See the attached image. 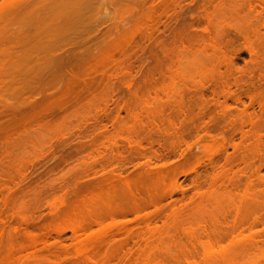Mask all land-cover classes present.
I'll return each instance as SVG.
<instances>
[{
  "label": "rangeland",
  "instance_id": "1",
  "mask_svg": "<svg viewBox=\"0 0 264 264\" xmlns=\"http://www.w3.org/2000/svg\"><path fill=\"white\" fill-rule=\"evenodd\" d=\"M34 2H35V0H0V18L4 19L3 17H5V16H3V15H6L5 13L8 14L12 10H13V12H15L14 10H21V7H23L25 4L34 3ZM257 2H256V0H178V5L176 4V6H178V7H176V8L173 7L175 9L174 10L175 12H173V9L170 8L172 10V11L170 10V12H169L171 15L170 16L168 15V17H172L173 19L172 18H169V19L164 18L166 20H164V19L162 20V18H161V20L165 21L164 25H165V27L167 26L166 29L168 28L167 32L169 35H170V33H172L170 30L171 27L172 28L176 27L175 26L176 24H174V23H177V21L174 20L175 19L174 16H176L175 13H178L177 16L179 17L178 19H179V22L181 25L182 24H188L189 25V26L186 25L185 30H188V28L190 30L187 31L188 33L185 31V35L187 34L186 36L188 37V39H187V37H186V39L188 41L190 40L189 42H192L191 45H193L194 47L192 46L191 51L188 50L189 52L184 51L188 55H184V54L181 55L179 53L181 55L180 57L182 58L181 63H182V61L186 60L185 62L182 63L183 65L179 62V60H177L179 65L176 63L175 58L179 57V56H173V55H178L175 53L172 54V56H171V54H169L168 56H171L170 58H168V59H170V61L168 63L165 62L166 60H164L162 58V55L160 54L161 52L157 49L158 50L157 52H160L159 54L157 53L158 56H160L159 60L163 59L164 64L165 63L169 64V65L165 64V66L169 67L170 65H172V63H171L172 60H174L173 62H175V63H173L171 68L168 69L167 71L165 70V66H164L163 62H162V66L157 63L161 67L160 69L162 71H160L159 67H156V66H158L156 63H155L156 65H154L153 62H150L151 65H154V66L149 65L150 64L149 63L148 67H153L154 70L152 69V73L155 75L152 74L153 78H151L152 76H150L148 78L149 80H145V75H144L143 81L145 82V84H146L145 85L144 82H142V80H141L143 78L140 74H142V75H143V73L145 74L146 70H145V72H143V70L147 69L148 67L143 68L144 67L143 65H146L147 63L144 64L145 62L143 61L144 63H142V61H140V60H144L145 56L143 57V55H146L147 52H145L143 55H140V53L138 52L139 55L138 54L137 55L142 56V57H139V59L138 58H135V59H137V62L138 61L141 62V64L139 62V65H142V64L143 65H142V68H141V66L136 65L138 63H136V60H134V57H132L129 60V62H131V65L132 66L134 65L133 68H131V70L132 69L133 70L132 71L130 70L131 75H129V77H131V76L134 77V80L132 77L129 78L128 76H126V79L129 78L128 80L132 81L133 85H131L130 88L125 87V84L123 87V83H122L123 80H121L122 78H120L122 75H120L121 73L119 74L120 70H116L114 67L113 68L109 67L110 71L113 69L115 71H111V74H110V72L105 69L107 71V73H106V75H103L105 72L102 73L101 67H98L97 70L94 71L95 74L93 71L89 72L90 75L88 74L89 77L87 76L86 80L89 78L88 79L89 81H87V82L90 83V86L87 87L88 90L84 89L85 93L82 92L81 89H80L81 91H78V90L73 91L74 93L75 92L77 93L76 95H74V97L77 96L78 97L77 99L80 101V103H79V101L75 100L76 97H75V99H74V97L72 98L74 100V102L77 104V106L79 105L78 107H75L76 104L73 103V101L71 99V97H72V94H71V97H68L69 100L66 101V105L68 103L70 104L71 101L73 104L72 103L70 105L68 104L69 108H68V105L66 106L68 111H67V114L65 113L66 111H64V113H65L64 117H63L61 111L67 110V109H65L63 106V109H61V111L58 112L59 107H57L58 109L55 108L56 109V116L55 117H57V115H59L60 118L63 117L61 120L59 119L57 122L55 121L57 123V124H55V126L51 125V127H49L50 124L49 125L46 124V121L44 119L37 118L38 120H44L45 122L43 121V123L41 124L42 121L40 122V121H36V119H34L35 120V121L33 120L34 123H33V121H31V123H32L31 126L33 124H34V126H36L37 125L36 123H38V125L40 123L41 126L43 125V127H44L46 124L48 126H45V128H47V129H45V131H42L44 129H42L41 126H39L38 128L35 127L34 129H32V127H34V126H32V127L29 126L30 125L29 124L30 122H29L28 123L29 128L27 126L26 128H23V130L21 129V131L17 130V132H16V130H13V132H15L17 138L15 135H12V132H11V134L9 132L8 136L6 135L7 138H5V139L8 142L7 147L5 146L7 144V142L2 140L4 137H2V139H0L1 141L4 142V143H0V145H1L0 147H2V148H0V264H43V263L44 264H49V263L50 264L51 263H53V264H85L86 260L87 261L91 260V263H92V261H95V263H96V261H100L103 264L104 260H106V259L103 260L101 258H104V257L107 258V261L104 264H106V263H109V264H130V263L131 264H142L139 262L143 261V263H144V262H147V260L148 261L150 260L151 263H153V264H158V262H159V264H161V263H163V264H165V263L166 264H264V232H262V230H263L262 228H264L263 227L264 222L262 219L263 217L262 218L260 217V212L257 214H259V217L261 218L262 222H261V220L260 221H254L255 219H253V218L255 216L252 217L253 214H250L251 216L249 215L250 217H247L245 229L243 228L244 230H241L242 232L240 230L237 231L235 229L234 234L232 235L233 230L231 229L234 226V225H232V223L235 224L239 220L238 219L239 216L236 215L238 220L235 217V213H237L236 212L237 209H235V207H237V208L239 207V209H241V211H242V210H244V208L246 209L245 204L247 207H249V204L254 206L255 203L253 202V199H255V198L259 199L256 197V192L254 190H252L253 192H255V195L252 196L253 199H250L251 196L249 194L246 195L247 192H249L248 191L249 188L251 186H253L251 184L255 183L253 187L257 191L260 190V187H262L264 189V181L261 182L262 181L261 178L264 176V167L262 166V168L260 170L261 171L260 172L261 177L258 176L259 179L256 178V176L254 178V173L251 172L252 170H254L253 168L256 167L257 164H259L257 162H258V160L260 161V159L258 158L257 155H259V157L261 156V154L264 155L263 154L264 150L261 149V147L264 146V143L261 144L262 142H264V137H263L264 136V128L262 129V127H264V125H263L264 124L263 123L264 122V113H263L264 112V97L257 98V100H254L255 102L252 101L254 103L251 102L252 103L251 104L249 99L244 97V95H242L241 102H243V105L241 103H238V102L235 103V101L232 100V98L227 99L226 97H224L227 99L225 103H228V105H229L228 110L230 109V107L232 109V110L230 109L231 110L230 114L234 115V116L232 115V117H231V115L229 116L226 114V112H227L226 111L224 113V116L227 115L232 120H236L235 121L236 123L238 122V120H242L241 116L242 117L247 116L246 118H243V120H245V119L249 120V118H253V121H254L253 116L256 115L255 120L257 119L256 121L258 123H260L263 119V121H262L263 126L261 125L262 127H260L261 133L259 132L260 133L259 136H262L263 138L259 137L260 138L259 144L261 145V146L257 145V146H259V148L258 147L255 148L256 146L254 144L255 138H257L256 136H254L256 133H254L253 137H252L253 133L252 134L250 133L254 130L255 127L254 128L251 127V129H253V130L250 131L249 125H246V127L244 126L242 129L243 130L242 131L243 133L241 132L242 134H240L237 131L233 135V137H234L233 140L235 141V143H238V145L243 143V145H240L241 148L239 146L238 147L239 149L235 150L237 148L234 147L233 148L234 150H233L232 147L229 146V147H227V150H225V151L222 150L221 151L222 153L221 152H219L218 154L216 153L213 156L214 159L213 158L211 159L210 156L212 154L211 155L209 154V152H210L209 150H212V148H213L212 147L213 145H211V139H209V137H207L208 135H206L205 137H203L204 139L202 138V140H201L199 137L204 136L205 132L203 133V131H204L203 128L201 130L197 129L198 126L200 127L203 123L204 124L202 126H204L208 121H212V119L215 121L216 119L219 118L218 119L219 122H223L226 120L228 121V117L225 116L226 117V119H225L223 116V113L220 111L221 112V115H220V112H219V110H221L220 108L223 107V106L221 107L220 105L221 104L225 105V104H223V102H224L223 100H225V99H223L222 96H220L219 98L217 96H215L217 91H218V93H221L220 89L225 90V93L228 92V90H230L231 93H234L235 95L231 94V96H229V97L235 98L236 96H238L239 93H242L241 92L242 90H245V86H248L250 83H252L254 86L252 84H250V85H252L254 88L250 86L249 89L250 88L251 89H257L260 91V93H262V91H263V95L260 93L259 94L264 96V76H262V75H264L263 71H261L263 73H261V72L259 73V74H261V78L263 77L262 79H258V78H260V76L258 75L257 71H255V70H254L255 72H252L253 75L251 76L252 78H254L253 80H250L248 75L247 76L242 75L244 78H247L248 81L245 82L247 79L245 80L244 78L243 79L241 78L242 79L241 80L239 78L240 79L239 81H241L242 83L245 82L244 83L245 86H244V84H242V86H241L240 82H239V87L241 86L240 88H244L240 91H239L240 88L238 89V87H235L234 85H231V86L229 85V87H228L229 89H228L225 85L230 84V82H228V84H225L226 82L224 83V80L223 81L220 79L218 80L217 75H219L220 72H225L227 69L226 66L224 67V64L217 65V64H215L217 62H214V64L212 63L213 65H208V66L206 65L207 68L204 67V68H206L205 70H208V69L211 70L208 67H212V66L216 65V67L214 66L216 70H212L215 72L213 74V76L211 75L213 72L210 74L207 71H204L205 74L207 72L208 75H210V77L206 76L207 74L203 75L204 74L203 71H202L203 73L202 72L200 73L197 71V70L200 71V69H202V70L204 69V68L198 69V66H197V63L199 62V60H198L199 58L197 57V55H199L201 53L198 50H201L203 47L206 46V44H202V43H207V41L209 42V40L211 41L212 39H214L212 37H216V34H217L218 38L216 37L217 39L215 38V41L218 40L217 44L220 45L223 53H228V55H229V53H230V55H233L234 53H236L237 56L234 59L236 62L234 64H236V65H234V66H237V68L239 67L242 69L245 66V68L247 70V68L250 66V62H251V61L250 62H247V61H249V59H250L249 57H251V56L248 57L246 50H244L246 48H244V47H247L246 44L248 42L244 40V38L242 37V35L240 34V32L237 30L236 27L239 26L238 25L239 23H240V27H241V24H243L245 26L246 20H247V22H250L251 24L257 25L256 20H258V18L255 16V13H253V11L251 13L250 12L251 10L249 9L251 7H254L255 9L258 10L259 7L256 5ZM233 3H236V5L234 7H236L237 10L234 13H232V12L230 13V9L233 8ZM248 5H252V6L249 7ZM256 6L258 8H256ZM111 7H113V9L115 8L114 6H110L109 11H107V13L109 12L108 14H110V11L115 12L113 9L110 10ZM233 10H235V8ZM6 11H8V12H6ZM236 12H237V14H236ZM229 13L231 15H237V16H234L236 18H231L233 16H230ZM263 13H264V11H263ZM263 13L261 14L260 18L264 17ZM243 14H245V15H243ZM114 15H115V13H113V16L111 13L110 17L113 18ZM99 16L100 17L102 16L101 18L104 17L103 14L102 15L100 14ZM207 16H208V18H207ZM6 17H8V15H6ZM219 17L223 18L222 19L223 23L220 22L221 18H219ZM246 17L247 18L251 17V18L247 19ZM225 18L227 19V21H224ZM254 18H256V19H254ZM229 19H238L240 22L234 21V20L229 21ZM1 21L2 20H0V22ZM174 21H176V22H174ZM192 21H194V22H192ZM231 21H232V24H234L233 22H236V24H237V25L235 24L236 27H231V25H232ZM227 23H230L231 25H227ZM215 24H217V25H215ZM161 25L162 24L159 25V29H160L159 32H162V29H163V27ZM94 26L92 28L93 30L95 28ZM183 26H185V25H183ZM214 26H216V28ZM255 26L253 25L252 27H255ZM103 27H104V30L102 29ZM103 27L100 28V32L97 33V36L95 34L96 32H90V34L93 33L95 35L94 37L92 35L90 36L93 38V39H91L92 41L96 40L98 37H100V36H98L99 34L101 35V37L103 36V31H105L106 26L104 25ZM245 27L247 28V26H245ZM213 28L214 29L220 28L219 29L220 33L218 34L219 31L216 32V30H214ZM92 29H91V31H92ZM248 30H249V32L248 31L247 32H248L249 37L252 39V41H253V39L255 40V37H253V34H254L252 32L253 30L251 28H248ZM261 34H264V28L260 29V35ZM155 36H156V34H155ZM161 39H163V38H161ZM170 39H171V36H169V38L166 40V43H171ZM251 39H250V42H252ZM169 40H170V42H167ZM253 42H255V41H253ZM171 44H169V45H171ZM184 44H185L186 48L189 49L187 47L188 42H185ZM254 44H256V43H254ZM201 45H202V47H200ZM261 45L262 46H257V44H256V47H258V48L260 47L259 50H257V52H259L257 54L258 58H259V56L261 57V55H264V41ZM194 48L198 49L197 51L199 52V54H198V52H195ZM208 51H210V50H208ZM190 53H191V55H190ZM186 56H187V58H186ZM257 56H255L256 59H257ZM183 57H185V60ZM199 57L202 58L203 55L199 56ZM263 57H261V58H263ZM181 58H179V59H181ZM193 58H195V59H193ZM196 58H198V59H196ZM132 59L135 62L131 61ZM195 60H196V62L195 63L193 62L195 64L194 65L192 63V61H195ZM197 60H198V62H197ZM202 60H204V59L202 58ZM251 60H252V58H251ZM243 61H245V62H243ZM124 62L125 63H123V67L125 65L128 66V61L126 59ZM246 62H247V64L249 63V65H247ZM260 62L263 63L264 61H261V59H260ZM260 62H259V64H261V66H264ZM199 64L200 65L203 64V63H201V60H200ZM200 65H199V67H200ZM178 66H180V67H178ZM138 67H140V68H138ZM201 67H202V65H201ZM125 68H126V70H128V67H125ZM249 68H252V67H249ZM249 68H248V70H249ZM139 69H142V70H139ZM156 69H159V70H156ZM217 69L219 70V73L217 72ZM258 70H261V69L259 68ZM157 71L159 72L160 75H158ZM195 72H197V73H195ZM108 73H109V75H112L111 78L110 77L107 78ZM115 73H116L118 79H116V75H115V79H114L113 74H115ZM199 73H200V75L202 74L201 76H205V77L203 78L201 76H198ZM96 74H98V75H96ZM118 74L120 76H118ZM138 74H139V77H138ZM215 74H217V75H215ZM246 74H248V73H245L244 75H246ZM157 76H159L160 78ZM211 76L213 78H211ZM98 77H100L102 79H100ZM97 78L100 80H98ZM108 79L110 80V82ZM243 80H244V82H243ZM219 81H221V83ZM230 81H232V80H230ZM95 82L97 84L100 82L101 86L104 83L105 87L104 86L101 87L100 85L98 86L96 84L98 87L103 88V89H99L96 85H94V86H96L95 88L94 87L90 88L93 85L91 83L95 84ZM139 82H141V84ZM163 82H165V84ZM248 82H249V84H248ZM231 83L233 84L234 82L232 81ZM106 84L108 86H106ZM198 84H200V86ZM236 84H238V83H236ZM138 85H140V86H138ZM142 85H143V87H142ZM147 85H149V88L147 87ZM215 85H217V86H215ZM257 86L260 88H258ZM137 88H138V92L136 91ZM246 88H248V87H246ZM215 89H218V90H215ZM213 90L216 91L215 94H213L214 93ZM235 91H236V93H235ZM79 92H81V93H79ZM27 94L28 93H26V97H27ZM81 94L84 96H82ZM28 95H30V94H28ZM224 95H226V94H224ZM79 96H80V99L83 98V100H80ZM214 99H216V100L218 99L220 102L217 100V104H215L214 101H216V100H214ZM199 100H201V101H199ZM135 101H136V103H135ZM140 102H142L141 104L143 106L140 105ZM198 102H199V104H198ZM202 102L203 103L205 102V103L201 104ZM258 102H259V104H258ZM121 103H123V104H121ZM126 103L128 105H130V103H131V105H135V107L139 106L138 108H135V109H139V110L141 109L140 111L136 110L137 116L139 115L136 120H134L131 117V115H130L131 113L130 114L125 113L124 110L120 111L118 109L120 111L119 112L116 109V106H118L120 104L121 105H124V104L127 105ZM96 105H97V107H96ZM105 105L107 108L105 107ZM217 105H219V106H217ZM72 106L74 107L73 109H72ZM198 106H200V108L201 107L205 108L204 109L205 111L203 110L204 113H203V111L200 112V108H198ZM100 107L102 109H99ZM96 108L99 109L100 111L97 110ZM69 110H71V111H69ZM95 110H96V112H95ZM115 110H116V112H115ZM155 110L158 112L154 113ZM70 112H73V113H70ZM150 112H152L153 114ZM197 112H199V113H197ZM251 112H252V114H251ZM200 113H202L204 115H202ZM65 115L68 118H66ZM70 115L72 116V117H70V118H72V120H69ZM152 115L154 117H152ZM199 115H201L203 117H201V116L199 117ZM209 115L210 116L214 115V116L210 117ZM215 115L217 116V118ZM250 115H251V117H250ZM207 117H209L210 119L208 120ZM220 117L224 118L225 120L221 119ZM196 118H198V119H196ZM233 118H235V119H233ZM237 118H239V119H237ZM63 119L68 120L67 123H68L69 127L66 125L67 123H65V125L63 127V128H65L67 126L65 128L66 130L62 129V126L64 124V123L62 124ZM199 119L201 121L204 120L203 123L200 122L201 125H199L200 124L199 122L197 123V120H199ZM48 120L50 121L51 119L49 118ZM218 120H216V121H218ZM60 121H61V123H60ZM168 121H173V122H175V124H176V122L178 124L179 123L180 124L179 125L176 124V126H173V127H170V126L167 127L166 125L168 123L166 124V122H168ZM73 122H75V123L78 122L79 124L77 123L78 125L71 126L72 124H74ZM81 122L83 124H81ZM110 122H112V123H110ZM190 122H191V124H190ZM59 123L62 124V126L58 125ZM124 123L126 126H127L126 123H128L129 126L131 124V126H132L131 130L132 129L134 130V134L132 133L133 130L132 131L130 130V131L133 135L130 132H128V130L130 129L129 126H127V127H129V129L126 130L127 127L123 126ZM181 123H183V125H181ZM241 123H243V121H241ZM98 124H99V126H98ZM192 124L195 126H193ZM56 125L58 127L60 126L61 129L56 127ZM120 125H122V127ZM53 126L56 127L57 130ZM181 126H182V128H181ZM52 127H53V129H52ZM123 127L125 128L124 131H123ZM186 127H188V128H186ZM67 128H71V129L68 130ZM72 128H77L78 132ZM260 128H258V130L257 129L256 130L259 131ZM24 129H25V133L22 132V131H24ZM48 129H49V131H48ZM118 129L120 131L122 130L125 133L122 132L123 133L122 134ZM196 129H197V132L195 131ZM26 130H28V131H26ZM39 130H41V131H39ZM116 130H118L119 132H117ZM31 131H32V134H31ZM34 131L35 132L38 131V132H36L37 134L39 133L38 135L36 134L37 137H36V135H33V134H35ZM206 131L209 132V130H206ZM40 132L42 133V135H44V137H46V138L50 137L52 139V141H50L51 143L48 142L49 138L48 139L45 138V140H43V141L40 140L41 138L38 137L39 135H41ZM45 132H47L48 136L44 134ZM61 132H62V134H61ZM126 132H128V133H126ZM200 132H202V133H200ZM246 132H247V134H246ZM254 132H255V130H254ZM84 133H87L86 136ZM120 133L122 134V136H119ZM209 133L211 135L216 134L217 136L219 134L217 132H209ZM229 133L230 132L228 131V134ZM20 134H22V135H20ZM117 134L121 139L119 138V140H115V138L116 139L118 138ZM128 134H129V136H128ZM244 134H245V137H244ZM10 135H12V137H9ZM19 135L22 136L23 138H21ZM24 135H25L26 140L24 139ZM61 135L63 136V138ZM229 135L232 136V133H230ZM14 136L16 139L21 140V141L16 140V142L18 144L20 142V145H17V143L11 144L13 142L12 138H14ZM26 136H29V137H26ZM68 136H71V137H69L71 139H69ZM94 136H97V139H99V142H98V144L96 142V144L91 145V143H92L91 139L96 140V137H94ZM44 137H42V138H44ZM122 137L124 139H122ZM126 137H129V138L127 139ZM130 137L132 138L131 141H133V144L130 141H128V142H130V144L128 142H126L127 140L131 139ZM36 138L37 139L40 138L39 141ZM73 138H75V139H73ZM246 138H247V141H246ZM252 139H254V140H252ZM244 140H245V142H244ZM9 141H11V142H9ZM24 141H26V142H24ZM66 141H68V142L65 143ZM80 141H83V142L80 143ZM96 141H98V140H96ZM240 141H241V143L239 144ZM5 142H6V144H5ZM23 142L24 143L28 142V143L26 145H24ZM42 142H44L45 144H43ZM60 142L62 143V145L60 144ZM13 143H15V142H13ZM99 143L100 144L102 143V145H100ZM135 143H137V144H135ZM250 143H252V145H250ZM66 144H67V146H66ZM85 144H86V146H85ZM139 144H141V145H139ZM205 144L209 145V147H210V148L207 147L208 154L206 153V151H207L206 148H205L206 151L204 149H201V147H203L202 145H205ZM212 144H213V142H212ZM10 145L11 146L14 145V146L11 148ZM54 145L56 146V148ZM58 145H60V146H58ZM71 145H72V147H71ZM88 146H89V148H88ZM137 146H139V147L141 146V147L139 148ZM251 146L253 147L252 150H251ZM84 147H86V148H84ZM214 147H215V145H214ZM70 148H72V149H70ZM254 149H256L257 151L259 150L258 152L263 151V153L261 152L258 154V152ZM51 150H53V151H51ZM59 151L61 153H59ZM213 151L214 150H212V152ZM51 152H54V153H51ZM65 152H67V153H65ZM254 152H257V154L255 156V157H257V162L253 160L254 155H255ZM62 153H64V154H62ZM251 153L254 155H252ZM5 154H7V155H5ZM17 154H19V155H17ZM39 154L42 156H40ZM68 154H70V156ZM13 155H15V156H13ZM52 155H54L56 158ZM68 156H69V158H71L70 160H69ZM13 157L14 158L17 157V159L15 160ZM61 157H63V158H61ZM92 157L94 158V161H93V159L91 161ZM262 157L264 158V156H262ZM60 158H61V160H59ZM65 158L68 159L69 161L67 160L68 161L67 162ZM250 158H252L253 162H255V163L250 164L251 161H249L247 163V161L250 160ZM263 158H261V160L264 162ZM11 159L14 160V162ZM210 159H211V162L209 161ZM9 161H10V163H8ZM228 161H232V162L229 163ZM57 162H59V163H57ZM61 162H63V164H60ZM186 162H188V163H186ZM57 164L58 165L60 164V165L58 166ZM263 165H264V163H263ZM248 167H249V169H248ZM245 168L247 169V171H243ZM224 169L227 170V172H229L228 173L229 178L228 179L225 178V179L230 180V178H231V180L229 182H231V184L233 186L232 185H230V186H232L234 189H235L234 185H237L239 187V188L237 187L238 189H235V192L238 190L237 191L238 193L236 192L237 194H235L233 192V188L229 187V185L227 186L228 181L225 184L227 186V190H229L230 192L226 191V188H225L226 186H225V184H223L225 179H223V177H222L223 174L221 172ZM218 172H221L222 175H220V176L223 179V180H221L223 183L221 181L219 183L225 186V187L222 186L223 190L224 189L225 190L224 191L221 190L222 189L221 186L217 183L218 185L214 186V189L217 188L216 191H218V192H216L213 188H211L210 185H212V183H213V181H211V180L213 179V177H215L214 175L216 174V176H217V174H218V176H219ZM94 173H96V174H94ZM252 173H253V175H251ZM241 174H243V175H241ZM76 175H77V178H76ZM119 175L123 178H121ZM153 175H154L155 179L153 178ZM156 175L158 178L156 177ZM212 175H213V177L211 179ZM249 175L251 178L253 176V178L251 179L250 177H248ZM138 176L140 177V179L142 178L141 181H143V179H145L148 176L146 179L147 181L145 180V182H147V184H143L144 181H143V183H141V181L138 179ZM150 176H152V177H150ZM165 176L170 180H167V178ZM231 176H233L235 180ZM119 177L121 179H123L124 181L120 180ZM126 177H128L127 178L128 182L125 181ZM159 177L164 178V180L162 178H159ZM199 177H201V178H199ZM203 177H204V179H203ZM236 177L238 179H236ZM148 178H151L152 182ZM160 179H161V181H160ZM172 179H174V180H172ZM253 179H254V181H253L254 183L250 182V184H249L248 183L249 180L252 181ZM119 180L121 182H119ZM200 180H202V181H200ZM148 181L151 184L152 183L153 184L150 185L148 183ZM162 181L165 184H163ZM155 182H159V183L155 185ZM168 182L170 183V185ZM238 182H241V183L238 184ZM119 183H121V185L123 184L122 185V186H124L123 189ZM125 183L126 184L130 183V185H132V186L130 187V185H129L127 187L128 188L127 189L125 186L126 185ZM172 183H173V185H172ZM246 183H247L248 188L246 187ZM248 184H249V186L250 185L251 186L249 187ZM117 185L118 186L120 185L121 187H118ZM148 185H149V187H147ZM153 186L155 188L157 186V188L155 189ZM199 186H201V187H199ZM255 186L256 187L259 186V187L255 188ZM99 187H101V188H99ZM176 187L179 189L177 190ZM245 187L248 190H247L246 194H243L242 190L246 191V189L244 190ZM98 188H99V190L102 189L101 190L102 195L106 192L103 195L104 199L101 198L105 202V203L103 202L104 207H102L103 205L101 206L102 201H100L101 203L98 204L97 199H96L97 197H94L97 195ZM125 188H126V190H124ZM174 188H176L175 189V190H177L176 192L174 191ZM210 188L213 189V191H215L216 193H211L212 190L208 191V189H210ZM219 188H221V189H219ZM120 189H122V191H124L123 194L127 193V196L125 194L124 195L125 197H124L122 194H120L123 197L121 198V196H120L119 198H116V195L118 194V196H119V193H121V192L117 193L118 191H121ZM148 189L150 190V192L152 190L153 191L150 193ZM166 189L168 191H166ZM99 190H98V193H99ZM145 190L148 193L145 192ZM154 190H156V191H154ZM136 191H138V192H136ZM172 191H174V194H172L173 193ZM201 191H203V193L205 192L204 198H203V196H201V193H202ZM263 191H262V193H263ZM134 192L137 196L135 194H133ZM166 192L170 193V194H167ZM112 193H113V195L115 194V196L111 195ZM226 193H234L235 196H234V194L233 195L230 194V197H228L229 194L227 195ZM224 194L227 197H225ZM252 194L253 193H251V195ZM108 195H109V197H108ZM128 195L129 196L133 195V196H132V198L129 197L130 199H127ZM146 195H147V198H145ZM244 195L246 196V199L244 197H242ZM106 196H107V198H106ZM110 196H113L114 199H112V200L108 199V198H112ZM151 196L152 197L156 196V197L151 198ZM200 196H201V198H198ZM257 196H259L261 198V193H260V195L257 194ZM262 196L264 197V193L262 194ZM133 197L136 198L137 200L134 199ZM125 198L127 201L125 200ZM140 198H142V200H139ZM158 198H159V200H158ZM229 198H230V200H229ZM145 199H147V200H145ZM152 199H155L154 201L156 202V204H154L155 202ZM204 199H205V202L203 201ZM249 199L252 200V202L254 204L250 203L251 201L249 202L248 201ZM130 200L133 202H131ZM148 200L149 201L152 200V202H154V203L152 204V202H151V204H150V202ZM245 200H247L248 202ZM260 200H262V198ZM260 200H256V202L260 201ZM122 201L124 203H122ZM125 201L131 203V204H127L128 209H134L135 211L134 210L125 211L124 209L127 210V207H126L127 205H124V204H126ZM134 201L139 202V204L137 205V203L135 202L136 203V206H135ZM146 201H148V202H146ZM202 201H203V204L201 203L202 204V206H201L200 202H202ZM54 202L57 203L56 204L57 207H55L53 210V208H50V205ZM119 202H120V205H119ZM143 202H145V205L143 204ZM157 202H159V204ZM263 202H264V200H263ZM260 203H262V202H260ZM95 204L96 205L98 204L97 206L101 207V208L96 209L97 206ZM109 204H110V206H109ZM116 204H118V207L120 206L121 208H118ZM156 205H157V207H155ZM197 205H199V207ZM203 205H205V206H203ZM259 205L260 204H256L257 209H258ZM94 206H95V208H94ZM200 206H201V208H200ZM108 207L109 208L112 207V210L110 212H108L110 210ZM134 207L137 209H135ZM252 208H254V207H252ZM257 209H255V211H257ZM263 209L261 206L260 210L262 211ZM96 210H97V212H96ZM200 210L203 211V213ZM260 210H258V211H260ZM100 211H102L101 213H104L102 223H98L99 225H97V223L92 222V220H91V223H92L91 225H90V223L89 224L87 223L89 225V227L87 226V224L85 225L84 221L87 220L88 217H92L93 216L92 214H94L93 217H96L97 215H95V214L100 212ZM198 211H200V212H198ZM206 211H208V212H206ZM125 212H128V213H125ZM101 213L98 215H101V217H102ZM224 213H225V217H224ZM255 214H256V212H255ZM221 215L224 218L221 219V217H222ZM261 215H263L262 212H261ZM101 217L99 216V218H101ZM79 218L80 219L82 218L81 220L84 219V221H82V224H81L82 225L81 228L83 229V227H84V229L82 232H80V233H82V234H80V236L84 235L83 238H81V237L77 238L78 236L75 237V235L73 236L72 233L70 231H68L67 229H66V231L63 230L67 227H71V223L72 224L75 223L74 222L75 219H76V221L80 220ZM90 219H88V220L90 221ZM234 220L236 222H234ZM99 221H101V219ZM128 221H130V222H128ZM217 221H220V222H218V224H219L218 228H216L217 224L214 225V223H216ZM221 223L223 224L222 227H220ZM105 225L108 226V228ZM213 225H214V227H213ZM226 225H228L229 227ZM86 226H87V228H86ZM99 226H101V227L105 226L107 229L104 232L103 231L104 227L101 230V228ZM253 226H255V227L253 228ZM154 227H156L157 230L154 229ZM219 227L222 230L221 234H224L223 232L225 231V229L227 227V230L225 231L226 232L225 234H227V235H221L219 233V231H221L219 229ZM215 228L218 230L220 237H218L217 234L215 235V238L213 237L214 232H217V230ZM124 229H125V231H124ZM148 229H150V230H148ZM151 229H154V230H151ZM213 229H214V231H213ZM229 229L232 230L231 235L229 232L231 230H229ZM62 230H63V232H62ZM98 230L102 231L103 233H106L108 231V233L104 234V238H103V240L105 242L103 241L102 244L105 243V245H102L103 247L101 246L100 247L101 250H99L101 252V254L99 251L97 252L93 249H92L93 252H92V250H90V251L87 250V253H86L85 252V245L87 248H90L92 246H90V243H89L91 241H88L84 238L85 234H86V236L89 233H90L89 235H91V232H95L98 234L99 233V232H97ZM210 230L213 231V232H211V235H209ZM248 230L249 231L253 230V231L249 232ZM59 231L64 233V234L60 235V233H57V235H56V232H59ZM85 231H87V232H85ZM253 232H256V233L253 234ZM128 233H129V235H128ZM189 233L194 234L191 237V239H190V235L188 236ZM212 233H213V235H212ZM58 234H59V236H58ZM130 234H132V235H130ZM105 235H106V237H105ZM171 235H173V236H171ZM168 237L170 239H168ZM193 237H195V240ZM76 238H77V240H76ZM85 241H88V243H86ZM151 247H152V249H151ZM193 247H195V249ZM190 248L193 250H188ZM94 252L99 253L97 255H100V256H96V254ZM139 254H141L140 256H142V257H140ZM109 255H112V256L109 257ZM168 255L171 256L173 259L170 260ZM141 258H144V259L142 260ZM145 258L147 260H145ZM154 258L155 259L157 258L156 261ZM167 258L169 259V261L167 260ZM135 259L139 260V261H136ZM158 259H160V260H158ZM176 259H177V261H176ZM184 259L185 260L187 259L186 261H188V263H186L184 261ZM153 260L155 261V263ZM54 262H56V263H54ZM100 262L98 264H100Z\"/></svg>",
  "mask_w": 264,
  "mask_h": 264
},
{
  "label": "bare ground",
  "instance_id": "2",
  "mask_svg": "<svg viewBox=\"0 0 264 264\" xmlns=\"http://www.w3.org/2000/svg\"><path fill=\"white\" fill-rule=\"evenodd\" d=\"M258 1V2H257ZM256 2H257V6L259 7V9L257 10V9H255L254 7H251V8H249L250 10V12L252 13V11H253V13H255V16L258 18V20H256V23H257V25L256 24H251L250 22H247V20L245 21L246 23V25L245 26H247V28L243 25V24H241V27H240V21L238 20V19H229V21L230 20H234V21H239L238 23V27H236V22H233L234 24H232V21H231V24L233 25H231L230 23H227V25H231V27H236L237 28V30L240 32V34L242 35V37L244 38V40L245 41H247L248 43L246 44L247 45V47H244V48H246V49H244V50H246V52H247V54H248V57L249 56H251V57H249L250 59H249V61H247V62H250V66L249 67H252V68H249V70H248V68H247V70H246V68H245V66H244V68L242 69V68H237V66H234V65H236V64H234V63H236L235 62V57L237 56L236 55V53H234L233 55H230V53H229V55H228V53H223L222 52V50H221V47H220V45L219 44H217L218 43V40H216L215 41V38L217 37V34H216V37H212V38H214V39H212L211 41L209 40V42L207 41V43H202V44H206V46L205 47H203L201 50H198V49H195V52H201L200 54H199V52H198V54L199 55H197V57L199 58H196V59H198L199 60V62H200V60H201V63H203V64H201L202 65V67H201V65L199 64V62H198V60H197V66H198V69L199 68H204V67H206L207 68V66L208 65H213L214 64V62H217V63H215V64H217V65H222V64H224V67L226 66L227 67V69H226V73L225 72H220L219 73V68L217 69V72L219 73V75H217V74H215V75H217V78H218V80L220 79V80H224V83L225 84H228V82H230V84H228V85H225L227 88L229 87V85L231 86V85H234L235 87H238V89L242 86V84H244L245 82H247L248 81V79L247 78H244L243 76H249V78H250V80H253L254 78H252L251 76L253 75V73L252 72H255V71H257V73H258V75L260 76V78H258V79H262L261 78V74H259L261 71H263L264 72V66H261V64H259V62H260V59H261V61H264L263 59H264V55H261V57H263V58H261L260 56H259V58H258V56H257V54L259 53V52H257V50H259V48L258 47H256V44H257V46H262L261 44L263 43V39H264V34H261L260 35V29L262 28H264V17L263 18H260V16H261V14L263 13V11H264V0H256ZM176 4L178 5V0H35V2L34 3H28V4H25L23 7H21V10H14L15 12H13V10L12 11H10L8 14L7 13H5L6 15H8V17H6V15H3V16H5V17H3L4 19H1L0 18V20H2L1 22H0V139H2V137H4L2 140H4V141H6V139L5 138H7L6 137V135L8 136V133L10 132V134H11V132H12V135H15L16 136V134H15V132H13V130H16V132H17V130L19 131H21V129L23 130V128H26L27 126H28V123L30 124L29 126H31V121H33L34 119H36V121H42L41 122V124L43 123V121L45 120L46 121V124H50V126L49 127H51V125H54L55 126V124H57L56 122L60 119H62L63 117H64V114L66 113L67 114V111H68V109L66 108V106L69 104L68 102V104L66 105V101H68L69 99H68V97H71V94H72V97H71V99L74 97V95H76L77 93L75 92H73V91H81L82 90V92H84V89L86 90L87 89V87H89L90 86V83H88L87 81H89L88 79L86 80V78H87V76H88V74H89V72H91V71H96L97 70V68L98 67H101V72L102 73H104L103 75H106V73H107V71H109L110 72V74H111V71H115L114 69L113 70H111L110 71V68H115L116 70H120V72H119V74L120 75H122L120 78H122L121 80H123L122 81V83H123V87H124V84H125V87H127V88H130L131 87V85H133L132 84V81H130V80H128L129 78H131V77H129V75H131L130 74V70H131V68H133V66L131 65V62H129V60L132 58V57H134V60H136V63H138V64H136V65H138V66H141V68H142V65H139V62L140 61H142V63H144V64H146V65H143L144 67L143 68H146V67H148L149 65H151V63L150 62H153L154 63V65H156L157 63L159 64V65H161L162 66V62H163V59L164 60H166L165 62H169L170 61V59H168V58H170L171 56H172V54H178V55H173V56H179V57H176L175 58V61H176V63L179 65V63L177 62V60H179V62L181 63V60H182V58L180 57L182 54H184V55H188V54H186L185 52L186 51H191V49H192V46L193 45H191L192 44V42H189L187 39H188V37L185 35V31L187 32V31H189L190 29L188 28V30H185V28H186V25L187 26H189L188 24H180V22H179V17L177 16V14L178 13H175V15L176 16H174V20H176L177 21V23H174V24H176L175 26L176 27H171V32L172 33H170V35L168 34V28L166 29V27H165V21H162L164 18H172V17H168V15L170 16L171 14L169 13L170 12V10L171 9H173V12H175L174 10V8L173 7H178V6H176ZM236 5V3H233V8L232 9H230V13L232 12V13H234L237 9H236V7H234ZM110 6H114L115 8L113 9V7H111L110 8V10H114L115 12H113V11H110V14H108L107 13V11H109V7ZM249 7L250 6H252V5H248ZM256 6V8H258ZM171 8V9H170ZM235 8V10H233ZM232 10V11H231ZM260 10V11H259ZM172 11V10H171ZM6 12H8V11H6ZM13 12V13H12ZM12 13V14H11ZM111 13H112V16H113V13H115V15H114V17L113 18H111L110 16H111ZM229 13V14H230ZM104 15V17L103 18H101L99 15ZM236 14H237V12H236ZM264 14V13H263ZM209 15V14H208ZM243 15H245V14H243ZM173 16V15H172ZM180 16V15H179ZM230 16H233V17H231V18H236V17H234V16H237V15H231L230 14ZM101 19H100V18ZM177 17V18H176ZM213 17V16H212ZM223 17V16H222ZM229 17V16H228ZM254 17V16H253ZM161 18H162V20H161ZM207 18H208V16H207ZM219 18H221V17H219ZM224 18V17H223ZM223 18H221V20H220V22H222L223 20ZM247 18V17H246ZM251 18V17H250ZM250 18H247V19H250ZM260 18V19H259ZM7 21H6V20ZM166 19H164V20H166ZM173 19V18H172ZM182 19V18H181ZM218 19V18H217ZM240 19V18H239ZM254 19H256V18H254ZM5 20V21H4ZM176 21H174V22H176ZM183 21V20H182ZM224 21H227V19L225 18V20ZM228 21V22H229ZM3 22V23H2ZM167 22V21H166ZM173 22V21H172ZM192 22H194V21H192ZM216 22V21H215ZM244 22V21H243ZM242 22V23H243ZM255 22V21H254ZM168 23V22H167ZM184 23V22H183ZM223 23V22H222ZM221 23V24H222ZM253 23V22H252ZM96 24V25H95ZM110 24V25H109ZM160 24H162L161 26L163 27V29H162V32H159V25ZM171 24V23H170ZM236 24V25H235ZM248 24V25H247ZM95 25V26H94ZM106 26L105 27V31H103L104 30V27L103 26ZM183 25H185V26H183ZM191 25V24H190ZM214 25V24H213ZM212 25V26H213ZM215 25H217V24H215ZM219 25V24H218ZM235 25V26H234ZM243 25V26H242ZM255 26V27H252V26ZM93 26L95 27L94 28V30L92 29L93 28ZM174 26V25H173ZM220 26V25H219ZM101 27H103L102 29V31H103V36L101 37V35L99 34L98 36H100V37H98L96 40H91V39H93L92 37H90L91 35L94 37L95 35L92 33V34H90V32H96L95 34H96V36H97V33H99L100 32V28ZM215 28H216V26H214ZM218 27V26H217ZM261 27V28H260ZM248 28H251L253 31V37H255V40L253 39V41H255V42H253L252 41V39L249 37V35H248V32H249V30H248ZM91 29H92V31H91ZM173 29V30H172ZM214 29V28H213ZM220 29V28H219ZM219 29H214V30H216V32H218L219 31ZM235 29V28H234ZM213 30V31H214ZM101 31V32H102ZM184 31V32H183ZM237 31V32H238ZM248 31V32H247ZM251 31V30H250ZM208 32V31H207ZM188 33V32H187ZM220 33V31L218 32V34ZM90 34V35H89ZM102 34V33H101ZM155 34H156V36H155ZM161 34V35H160ZM185 36H184V35ZM240 35V36H241ZM255 35V36H254ZM160 36V37H159ZM169 36H171V43H166V40L169 38ZM251 36V35H250ZM263 36V37H262ZM156 37V38H155ZM158 37V38H157ZM168 37V38H167ZM186 37H187V39H186ZM257 37V38H256ZM160 38V39H159ZM161 38H163V39H161ZM218 38V37H217ZM216 38V39H217ZM250 39H251V41L252 42H250ZM160 40V41H159ZM170 40L169 41H167V42H170ZM188 42V45H187V47L189 48V49H187L186 48V46H185V42ZM245 43V42H244ZM254 43H256V44H254ZM169 44H171V45H169ZM253 46H252V45ZM255 45V46H254ZM204 46V45H203ZM171 47V48H170ZM191 47V48H190ZM194 47V46H193ZM200 47H202V45L200 46ZM256 47V48H255ZM199 48V47H198ZM161 52H157L158 50ZM187 49V50H186ZM198 50V51H197ZM208 50H210V51H208ZM243 50V51H244ZM256 50V51H255ZM185 51V52H184ZM188 51V52H189ZM138 52L140 53V55H143L145 52H147V56L146 55H143V57L145 56V58H144V60H140V61H138L137 62V59H135V58H138L139 59V57H142V56H138L139 54H138ZM183 52V53H182ZM194 52V51H193ZM211 54H210V53ZM160 53L161 55H162V60H159V58H160V56H158V54ZM181 55H180V54ZM210 55H209V54ZM138 54V55H137ZM169 54H171V56H168ZM197 54V53H196ZM190 55H191V53H190ZM203 55V59L204 60H202V58L201 57H199V56H202ZM138 56V57H137ZM195 56V55H194ZM193 56V57H194ZM255 56H257V59H256V57ZM190 57V56H189ZM254 57V58H253ZM173 58V57H172ZM171 58V59H172ZM178 58V59H177ZM179 58H181V59H179ZM184 58V60H185V57H183ZM186 58H187V56H186ZM192 58V57H191ZM251 58H252V60H251ZM125 59L128 61V66L127 65H125L124 67H123V63H125L124 61H125ZM168 59V60H167ZM193 59H195V58H193ZM133 59L131 60V61H134ZM191 60V59H190ZM144 61V62H143ZM174 60H172V65H173V63H175V62H173ZM186 61V60H185ZM185 61H182V63L183 62H185ZM135 62V61H134ZM133 62V63H134ZM195 63L196 62V60L195 61H192V63ZM243 62H245V61H243ZM247 62H246V64H247ZM132 63V64H133ZM150 63V64H149ZM156 63V64H155ZM167 63H165L166 65H169V64H167ZM170 63V64H171ZM181 63V64H182ZM191 63V62H190ZM193 63V64H194ZM213 63V64H212ZM252 63V64H251ZM260 63H262V62H260ZM140 64H141V62H140ZM149 64V65H148ZM157 64V65H158ZM163 64H164V62H163ZM165 64H164V66H165ZM180 64V65H181ZM200 65V67H199V65ZM245 64V63H244ZM245 64V65H246ZM259 64V65H258ZM154 65H151V66H154ZM156 66V67H159V69L161 68L160 66ZM172 65H170L169 67H167V66H165V70L167 71L168 69H170L171 68V66ZM183 65V64H182ZM192 65V64H191ZM195 65V64H194ZM193 65V66H194ZM207 65V66H206ZM247 65H249V63L247 64ZM253 65V66H252ZM262 65H264V62L262 63ZM196 66V67H197ZM215 67H216V65H214ZM214 66H212V67H208V68H210L211 70H205L206 68H204L203 70L202 69H200V71L199 70H197L198 72H204V71H207L208 73H212L211 75L213 76V74L215 73L214 71H212V70H216L215 69V67ZM262 68H261V67ZM109 69H107V68ZM110 67V68H109ZM125 67H128V70H126V68ZM137 67V66H136ZM178 67H180V66H178ZM258 67V68H257ZM138 68H140V67H138ZM230 68V69H229ZM261 69V70H258V69ZM107 71H106V70ZM152 69H153V67H148L147 69H144L143 70V72H145V70H146V72H145V74L143 73V75L142 74H140L141 76H142V78H143V76L145 75V80H149L148 78L150 77V76H152ZM159 69H156V70H159ZM163 69V68H162ZM133 70V69H132ZM131 70V71H132ZM139 70H142V69H139ZM154 70V69H153ZM244 70V71H243ZM246 70V71H245ZM255 70V71H254ZM137 71V70H136ZM160 71H162L161 69H160ZM154 72V71H153ZM158 72V71H157ZM202 72V73H203ZM206 72V74H205V72H204V74L203 75H206V76H209L210 77V75H208V73ZM263 72H261V73H263ZM101 73V74H102ZM118 73V72H117ZM136 73V72H135ZM156 73V72H155ZM163 73V72H162ZM195 73H197V72H195ZM200 73H199V75L198 76H201L200 75ZM245 73H248V74H246V75H244ZM94 74H95V72H94ZM118 74V76H120ZM90 75V74H89ZM96 75H98V74H96ZM100 75V74H99ZM115 75H116V73L115 74H113V77H114V79H115ZM153 75H155V74H153ZM158 75H160L159 74V72H158ZM163 75V74H162ZM161 75V76H162ZM197 75V74H196ZM214 75V76H215ZM243 75V76H242ZM111 76L112 75H109V73H108V76H107V78L108 77H110L111 78ZM126 76H128L129 78H127L126 79ZM135 76V75H134ZM140 76V77H141ZM211 76V78H213ZM262 76H264V75H262ZM89 77V76H88ZM136 77V76H135ZM138 77H139V74H138ZM157 77H159V76H157ZM201 77H205V76H201ZM216 77V76H215ZM254 77V76H253ZM98 78H100V77H98ZM97 78V79H98ZM133 78V80H134V77H132ZM147 78V79H146ZM151 78H153V76L151 77ZM155 78V77H154ZM160 78V77H159ZM163 78V77H162ZM200 78V77H199ZM242 78H244L246 81L244 82V80H243V82L244 83H242L241 81H239L240 79ZM252 78V79H251ZM96 79V80H97ZM100 79H102V78H100ZM100 79H98V80H100ZM113 79V78H112ZM116 79H118L117 78V75H116ZM140 79V78H139ZM164 79V78H163ZM216 79V78H215ZM241 79V80H242ZM105 80V79H104ZM109 80V79H108ZM120 80V79H119ZM120 80V81H121ZM138 80V79H137ZM142 80V82H144L143 80H144V78L143 79H141ZM140 80V81H141ZM153 80V79H152ZM160 80V79H159ZM230 80H232L235 84L236 83H238V84H232L231 82L232 81H230ZM151 81V80H150ZM149 81V82H150ZM166 81V80H165ZM259 81V80H258ZM93 82V81H92ZM106 82V81H105ZM109 82H110V80H109ZM112 82V81H111ZM117 82V81H116ZM135 82V81H134ZM152 82V81H151ZM159 82V81H158ZM220 83H221V81H219ZM239 82H240V87H239ZM250 82V81H249ZM249 82H248V84H249ZM107 83V82H106ZM113 83V82H112ZM121 83V82H120ZM137 83V82H136ZM140 84H141V82H139ZM138 83V84H139ZM148 83V82H147ZM164 84H165V82H163ZM219 83V84H220ZM254 83V82H253ZM91 84H93L92 85V87H90V88H95L97 85L99 86L100 85V82L97 84L96 82H95V84L94 83H91ZM97 84V85H96ZM144 84H145V82H144ZM162 84V83H161ZM250 84H252V83H250ZM248 85V86H245V84H244V86H245V90H242V89H244V88H240L239 89V91L240 90H242L241 92L242 93H239L238 94V96H236L235 98H233V97H229V96H231V94H234V93H231V91L230 90H228V92H226L225 93V90H221L220 89V91H221V93H218V91H217V93H216V91H214V93L213 94H215V96H217L218 98L220 97V96H222V98L223 99H225V100H223L224 102H223V104H225V105H220L222 108H220L221 110H219V112L221 111L222 113H223V116H224V113L226 112V114L227 115H231L230 113H231V107H230V111L228 110V107H229V105H228V103H225L226 102V100L228 99V98H232V100H234L235 101V103H241L242 105H243V102H241V97H242V95H244V97H246V98H248L249 99V101H250V103L252 102V101H254V100H257V98H261V97H264V96H262L263 95V91H262V93H260V91L259 90H257V89H249V87L251 86V87H253L252 85ZM94 85H96V86H94ZM137 85V84H136ZM146 85V84H145ZM199 86H200V84H198ZM218 85V84H217ZM217 85H215V86H217ZM238 85V86H237ZM259 85V84H258ZM97 86V87H98ZM101 86V85H100ZM102 86H104L105 87V85H104V83L102 84ZM101 86V87H102ZM106 86H108L107 84H106ZM135 86V85H134ZM138 86H140V85H138ZM137 86V87H138ZM142 87H143V85H142ZM147 87L149 88V85H147ZM246 87H248V88H246ZM258 87V86H257ZM256 87V88H257ZM99 89H103V88H100V87H98ZM220 88V87H219ZM254 88V87H253ZM258 88H260V87H258ZM81 89V90H80ZM97 89V88H96ZM214 89V88H213ZM223 89V88H222ZM229 89V88H228ZM237 89V88H236ZM237 89V90H238ZM88 90V89H87ZM215 90H218V89H215ZM257 90V91H256ZM261 90V89H260ZM103 91V90H102ZM136 91L138 92V88L136 89ZM212 91V92H213ZM219 91V92H220ZM230 91V92H229ZM88 92V91H87ZM26 93H28V94H30V95H28L27 94V97H26ZM79 93H81V92H79ZM78 93V94H79ZM85 93V92H84ZM83 93V94H84ZM235 93H236V91H235ZM238 93V92H237ZM262 94V95H260V94ZM212 94V95H213ZM224 94H226V95H224ZM229 94V95H228ZM82 95V94H81ZM224 95V96H223ZM235 95V94H234ZM237 95V94H236ZM82 96H84V95H82ZM201 96V95H200ZM228 96V97H227ZM64 97V98H63ZM75 97H76V99H75ZM74 97V99L75 100H77V101H79L77 98V96H75ZM224 97H226V98H224ZM203 98V97H202ZM70 99V100H71ZM79 99H80V96H79ZM80 100H83V98L82 99H80ZM214 100H216V99H214ZM218 100V99H217ZM217 100L216 101H214L215 102V104H217ZM262 100V99H261ZM72 101H73V103H75L74 102V100L72 99ZM72 101L70 102V104L72 103ZM199 101H201V100H199ZM219 101V100H218ZM131 102V101H130ZM220 102V101H219ZM255 102V101H254ZM254 102H252V103H254ZM72 103V104H73ZM79 103H80V101H79ZM124 103V102H123ZM123 103H121V104H123ZM135 103H136V101H135ZM142 102H140V105H142L141 104ZM205 103V102H204ZM203 102L201 103V104H204ZM251 103V104H252ZM69 104V105H70ZM76 104V103H75ZM120 104V105H121ZM127 104V103H126ZM198 104H199V102H198ZM258 104H259V102H258ZM69 105H68V108H69ZM118 105V104H117ZM118 105V106H116V109L118 110H120V111H122V110H124L125 111V113H131L130 115H131V117L134 119V120H136L137 119V117L139 116H137V112H136V110H139V109H135V108H138V107H135V105H131V103H130V105ZM139 105V104H138ZM181 105V104H180ZM214 105V104H213ZM219 105H217V106H219ZM261 105V104H260ZM259 105V106H260ZM63 106H64V108L65 109H67V110H62L61 111V109H63ZM79 106V105H78ZM77 106V104H76V106L75 107H78ZM137 106V105H136ZM143 106V105H142ZM203 106V105H202ZM57 107H59V109L57 108ZM61 107V108H60ZM71 107V106H70ZM96 107H97V105H96ZM103 107V106H102ZM105 107H106V105H105ZM179 107V106H178ZM207 107V106H206ZM55 108H57L58 109V112H62V115H63V117H61L60 118V116L59 115H57V117H55L56 116V109ZM74 107L72 106V109H73ZM91 108V107H90ZM107 108V107H106ZM141 108V107H140ZM198 108H200V106H198ZM233 108V107H232ZM246 108V107H245ZM262 108V107H261ZM71 109V108H70ZM71 109V110H72ZM97 109V108H96ZM99 109H102L101 107L99 108ZM99 109H97V110H99ZM202 109V110H201ZM205 108H200V112H202L203 110H204ZM219 109V108H218ZM71 110H69V111H71ZM91 110V109H90ZM118 110V111H119ZM141 110V109H140ZM139 110V111H140ZM216 110V109H215ZM262 110V109H261ZM55 111V112H54ZM64 111H66L65 113H64ZM76 111V110H75ZM100 111V110H99ZM119 111V112H120ZM148 111V110H147ZM150 111V110H149ZM205 111V110H204ZM204 111H203V113H204ZM229 111V112H228ZM263 111V110H262ZM95 112H96V110H95ZM115 112H116V110H115ZM156 112H158V111H156L155 110V112L154 113H156ZM217 112V111H216ZM218 112V113H219ZM221 112H220V115H221ZM70 113H73V112H70ZM150 113H152V112H150ZM197 113H199V112H197ZM215 113V112H214ZM229 113V114H228ZM260 113V112H259ZM264 113V112H263ZM153 114V113H152ZM160 114V113H159ZM200 114H202V113H200ZM217 114V113H216ZM250 114V113H249ZM248 114V115H249ZM251 114H252V112H251ZM61 115V114H60ZM61 115V116H62ZM202 115H204V114H202ZM207 115V114H206ZM219 115V114H218ZM219 115V116H220ZM227 115H225V116H227ZM233 115V114H232ZM232 115H231V117H232ZM255 115V114H254ZM201 115H199V117H200ZM210 116V115H209ZM214 115H212V116H210V117H213ZM216 116V115H215ZM224 116V118L226 119V117ZM234 116V115H233ZM65 117H66V115H65ZM70 117H72L71 115L69 116V120H72V118H70ZM152 117H154L153 115H152ZM198 117V118H199ZM201 117H203V116H201ZM228 117V116H227ZM247 117V116H246ZM245 116L244 117H242L241 116V119L242 120H238V122L236 123L235 121L236 120H232L231 118H229L228 117V121L226 120V121H223V122H219V118L218 119H216V120H218V121H214L212 118V121H208L204 126H202L204 123V120L203 121H201L200 119V121L199 120H197V123L199 122H201V123H203L202 125H201V123L199 124V125H201L200 127L198 126V128L197 129H202L203 128V133L205 132V134H204V136H200L199 138L202 140V138L203 137H205L206 135H208L207 137H209V139H211V145H213L211 148H212V150H214L213 152H212V150H209L210 152H209V154L212 156H210V158L212 159L213 158V156L217 153H219V152H221L222 150L223 151H225V150H227V147H232V149L234 148V147H236L237 149H235V150H238L239 148V146L240 145H243V143H241V141L239 142V144L240 145H238V143H235V141L233 140L234 139V137H233V135L238 131L240 134H242L243 132V127L245 126L246 127V125H249V127H250V131H252L253 129H251V127H255L254 128V130H255V132H254V130L252 131V132H250L251 134H252V137H253V135H254V133H256L254 136H256L257 138H255V140L254 139H252V140H254L255 141V148H259V146H257V145H260L259 143V141H260V138L259 137H262V136H259L260 135V131H261V128L260 127H262L263 125H262V121H263V119H262V121L260 122V123H258L256 120H255V118H256V115L255 116H253L254 117V121H253V118H249V120L247 119H245V120H243V118H246ZM250 117H251V115H250ZM261 117V116H260ZM37 118H39V119H44V120H38ZM51 119L50 121L48 120V119ZM55 118V119H54ZM66 118H68V117H66ZM108 118V117H107ZM198 118H196V119H198ZM208 118V120L210 119L209 117H207ZM216 118H217V116H216ZM221 119H224V118H222V117H220ZM224 119V120H225ZM233 119H235V118H233ZM237 119H239V118H237ZM260 119V118H259ZM49 122H48V121ZM53 120V121H52ZM76 120V119H75ZM261 120V119H260ZM35 121V120H34ZM34 121H33V123H34ZM44 121V122H45ZM56 121V122H55ZM64 121V122H63ZM66 121V122H65ZM206 121V120H205ZM240 121V122H239ZM241 121H243V123H241ZM246 121V122H245ZM55 122V123H54ZM68 120H62V124H63V126H62V124H60L61 123V121H60V123L58 124V125H61L62 126V129H65L67 126H68ZM182 122V121H181ZM184 122V121H183ZM36 123V122H35ZM54 123V124H53ZM65 123H67L66 125V127L65 128H63L64 127V125H65ZM74 124H72L71 126H74V125H78L79 123L78 122H73ZM78 123V124H77ZM110 123H112V122H110ZM164 123V122H163ZM168 123V124H167ZM186 123V122H185ZM239 123V124H238ZM264 123V122H263ZM27 124V125H26ZM37 124V125H36ZM35 125L36 126H34V124L32 125V126H34V127H32V129H34L35 127L36 128H38L39 126H41V124L39 123V125H38V123H36ZM45 124V126H48V125H46ZM71 124V123H70ZM81 124H83L82 122H81ZM80 124V125H81ZM97 124V123H96ZM120 124V123H119ZM127 124V126H129L128 125V123H126ZM166 126L168 127V126H170V127H173V126H176V124H178L177 122H176V124H175V122H173V121H168V122H166ZM180 124V123H179ZM178 124V125H179ZM187 124V123H186ZM189 124V123H188ZM190 124H191V122H190ZM194 124V123H193ZM192 124V125H193ZM238 124V125H237ZM112 125V124H111ZM123 125V124H122ZM122 125H120L121 127H122ZM181 125H183V123H181ZM262 125V126H261ZM25 126V127H24ZM29 126H28V128H29ZM45 126L43 127V125L41 126V128L42 129H44V130H42V131H45V129H47V128H45ZM53 126V127H54ZM98 126H99V124H98ZM123 126H125V127H127L126 125H125V123H124V125ZM193 126H195V125H193ZM192 126V127H193ZM30 127V128H31ZM53 127H52V129H53ZM56 127H58L57 125H56ZM56 127H54L55 129H56ZM69 127V126H68ZM80 127V126H79ZM120 127V128H121ZM129 127H130V129H129ZM129 127H127V129L126 130H128V132H130L131 133V131L133 130H131V128H132V126H131V124H130V126ZM27 128V129H28ZM40 128V129H41ZM58 128H60L61 129V127L59 126ZM181 128H182V126H181ZM186 128H188V127H186ZM258 128H260V130L259 131H257L258 130ZM264 127H262V129H263ZM68 130H70L71 128H67ZM72 129H75V131H77V128H72ZM83 129V128H82ZM122 129V128H121ZM197 129L195 130L196 132H197ZM257 129V130H256ZM29 130V129H28ZM28 130H26V131H28ZM38 130V129H37ZM57 130V129H56ZM66 130V129H65ZM119 130V129H118ZM118 130H116L117 132H119ZM125 130V128L123 127V131ZM131 130V131H130ZM206 130H209V132H217V133H219L218 134V136L215 134V135H211L208 131H206ZM33 131V130H32ZM32 131H31V134H32ZM39 131H41V130H39ZM47 131V130H46ZM48 131H49V129H48ZM61 131V130H60ZM64 131V130H63ZM122 130L120 131L121 133L123 132ZM228 131L230 132V133H232V136L231 135H229L228 134ZM263 131V130H262ZM22 132H24L25 133V129H24V131H22ZM21 132V133H22ZM35 132V131H34ZM36 132H38V131H36ZM35 132V134H33V135H36L37 133ZM69 132V131H68ZM78 132V131H77ZM128 132H126V133H128ZM242 132V133H241ZM258 132V133H257ZM260 132V133H259ZM14 133V134H13ZM20 133V132H19ZM18 133V134H19ZM28 133V132H27ZM64 133V132H63ZM120 133V134H121ZM123 133H125V132H123ZM122 133V134H123ZM129 133V134H130ZM132 133L134 134V130L132 131ZM131 133V134H132ZM136 133V132H135ZM200 133H202V132H200ZM209 133V134H208ZM249 133V134H250ZM17 134V135H18ZM23 134V133H22ZM22 134H20V135H22ZM29 134V133H28ZM39 134V133H38ZM37 134V135H38ZM40 134L41 135H39L38 137H40V138H36L38 141H39V139L40 140H45V138L46 137H44V135H42V133L40 132ZM45 135H47V132H45L44 133ZM50 134V133H49ZM61 134H62V132H61ZM68 134V133H67ZM66 134V135H67ZM85 134V136H86V134L87 133H84ZM119 134V136H122V134L120 135ZM129 134H128V136H129ZM132 134V135H133ZM228 134V135H227ZM246 134H247V132H246ZM12 135H10L9 137H12ZM19 135V136H20ZM30 135V134H29ZM32 135V136H33ZM37 135H36V137H37ZM65 135V134H64ZM69 135V134H68ZM15 136H14V138H12V141L13 142H15V143H11V144H16L17 142H16V140H20V139H16L17 138V136H16V138H15ZM44 137V138H42V137ZM48 136V135H47ZM50 136V135H49ZM62 136V135H61ZM118 136V134H117V139L115 138V140H119V137ZM127 136V135H126ZM247 136V135H246ZM249 136V135H248ZM21 138H23L22 136H20ZM26 137H29V136H26ZM67 137V136H66ZM69 137H71V136H68V138ZM80 137V136H79ZM94 137H96V140H98V141H96V140H92L91 139V145L92 144H96V142H97V144H98V142H99V139H97V136H94ZM116 137V136H115ZM244 137H245V134H244ZM251 137V138H252ZM264 137V136H263ZM262 137V138H263ZM35 138V137H34ZM49 138V139H48ZM48 138H46V139H48L49 141L48 142H50V141H52V139L50 138V137H48ZM62 138H63V136H62ZM76 138V137H75ZM75 138H73V139H75ZM85 138V137H84ZM83 138V139H84ZM127 139L129 138V137H126ZM131 138V137H130ZM249 138V137H248ZM261 138V139H262ZM11 139V138H10ZM9 139V140H10ZM24 139H25V135H24ZM51 139V140H50ZM69 139H71V138H69ZM86 139V138H85ZM121 139V138H120ZM122 139H124L123 137H122ZM199 139V140H200ZM204 139V138H203ZM15 140V141H14ZM23 140V139H22ZM26 140V139H25ZM31 140V139H30ZM64 140V139H63ZM67 140V139H66ZM77 140V139H76ZM81 140V139H80ZM113 140V139H112ZM126 140V139H125ZM132 140V138L131 139H129V140H127L126 142H128V141H130V142H132V144H133V141H131ZM1 141V140H0ZM21 141V140H20ZM62 141V140H61ZM75 141V140H74ZM73 141V142H74ZM123 141V140H122ZM246 141H247V138H246ZM263 141V140H262ZM7 142V141H6ZM6 142H5V144H6ZM9 142H11V141H9ZM24 142H26V141H24ZM23 142V144L24 145H26L27 143H24ZM46 142V141H45ZM68 141H66L65 143H67ZM83 141H80V143H82ZM94 142V143H93ZM130 142H128L129 144H130ZM137 142V141H136ZM212 142H213V144H212ZM243 142V141H242ZM244 142H245V140H244ZM0 143H4L3 141H1ZM43 144H45L44 142H42ZM47 143V142H46ZM51 143V142H50ZM56 143V142H55ZM59 143V142H58ZM79 143V142H78ZM114 143V142H113ZM247 143V142H246ZM264 142H262L261 144H263ZM10 144V143H9ZM57 144V143H56ZM60 144L62 145V143L60 142ZM71 144V143H70ZM76 144V143H75ZM100 144V143H99ZM135 144H137V143H135ZM253 144V145H254ZM7 145H8V142H7V144L5 145L6 147H7ZM17 145H20V142H19V144L17 143ZM22 145V144H21ZM52 145V144H51ZM69 145V144H68ZM78 145V144H77ZM76 145V146H77ZM82 145V144H81ZM88 145V144H87ZM100 145H102V143L100 144ZM139 145H141V144H139ZM214 145H215V147H214ZM248 145V144H247ZM250 145H252V143H250ZM1 146V145H0ZM11 146V145H10ZM14 146V145H13ZM13 146H11V148L13 147ZM44 146V145H43ZM48 146V145H47ZM50 146V145H49ZM55 146V145H54ZM58 146H60V145H58ZM66 146H67V144H66ZM85 146H86V144H85ZM94 146V145H93ZM97 146V145H96ZM99 146V145H98ZM203 147H201V149H204L205 150V148H206V150H207V147H209V145H202ZM261 146V145H260ZM9 147V146H8ZM16 147V146H15ZM51 147V146H50ZM71 147H72V145H71ZM74 147V146H73ZM80 147V146H79ZM137 147H139V146H137ZM141 147V146H140ZM139 147V148H140ZM245 147V146H244ZM264 146H262L261 147V149H263L264 150V148H263ZM0 148H2V147H0ZM10 148V149H11ZM49 148V147H48ZM55 148H56V146H55ZM62 148V147H61ZM64 148V147H63ZM67 148V147H66ZM84 148H86V147H84ZM88 148H89V146H88ZM105 148V147H104ZM210 148V147H209ZM208 148V149H209ZM240 148H241V146H240ZM21 149V148H20ZM53 149V148H52ZM70 149H72V148H70ZM76 149V148H75ZM253 149V147L251 146V150ZM12 150V149H11ZM50 150V149H49ZM48 150V151H49ZM61 150V149H60ZM64 150V149H63ZM74 150V149H73ZM78 150V149H77ZM203 150V151H204ZM205 150V151H206ZM234 150V149H233ZM254 150H256V149H254ZM51 151H53V150H51ZM62 151V150H61ZM75 151V150H74ZM204 151V152H205ZM257 151V150H256ZM259 151V150H258ZM257 151V152H258ZM17 152V151H16ZM22 152V151H21ZM77 152V151H76ZM98 152V151H97ZM215 152V153H214ZM257 152H254V154H252V155H254V158L256 159H254L253 157V160L254 161H256L257 162V157H255L256 156V154H257ZM263 153V151H260V152H258V154L259 153ZM48 153V152H47ZM51 153H54V152H51ZM59 153H61L60 151H59ZM58 153V154H59ZM65 153H67V152H65ZM100 153V152H99ZM206 153L208 154V150L206 151ZM222 153V152H221ZM9 154V153H8ZM42 154V153H41ZM46 154V153H45ZM62 154H64V153H62ZM264 154V153H263ZM3 155V154H2ZM5 155H7V154H5ZM4 155V156H5ZM17 155H19V154H17ZM16 155V156H17ZM23 155V154H22ZM40 155V154H39ZM69 156H70V154H68ZM72 155V154H71ZM97 155V154H96ZM99 155V154H98ZM221 155V154H220ZM13 156H15V155H13ZM40 156H42V155H40ZM52 156H54V155H52ZM57 156V155H56ZM61 156V155H60ZM69 156H68V158H69ZM73 156V155H72ZM71 156V157H72ZM251 156V155H250ZM258 156V158L260 159V161L258 160V162L257 163H259V164H257L256 165V167H252L254 170H252L251 172H253L254 173V178H255V176H256V178H258V176H260V170H261V168H262V166L264 167V165H263V161L261 160V158H263L262 156H264V155H262L261 154V158L259 157V155H257ZM39 157V156H38ZM55 157V156H54ZM53 157V158H54ZM94 157V156H93ZM91 158V161H92V159H93V161H94V158ZM99 157V156H98ZM97 157V158H98ZM104 157V156H103ZM14 158V157H13ZM12 158V159H13ZM19 158V157H18ZM56 158V157H55ZM58 158V157H57ZM61 158H63V157H61ZM61 158L59 159V160H61ZM252 158H250V160H248L247 161V163L249 162V161H251V163L250 164H252V163H255V162H253V160H252ZM6 159V158H5ZM11 159V160H12ZM15 160L17 159V157L16 158H14ZM66 159V158H65ZM71 158H69V160H70ZM96 159V158H95ZM211 159L209 160L210 162H211ZM214 159V158H213ZM68 159H66V161H67ZM68 160V161H69ZM228 160V159H227ZM263 160H264V158H263ZM13 162H14V160H12ZM20 161V160H19ZM63 161V160H62ZM67 161V162H68ZM96 161V160H95ZM16 162V161H15ZM229 163L230 162H232V161H228ZM263 162V163H262ZM8 163H10V161L8 162ZM57 163H59V162H57ZM94 163V162H93ZM99 163V162H98ZM186 163H188V162H186ZM60 164H63V162H61ZM59 164V165H60ZM65 164V163H64ZM96 164V163H95ZM232 164V163H231ZM9 165V164H8ZM58 165V164H57ZM58 165V166H59ZM248 165V164H247ZM246 165V166H247ZM254 165V164H253ZM11 166V165H10ZM57 166V167H58ZM249 166V165H248ZM251 166V165H250ZM246 169V168H245ZM243 170V171H247V169L246 170ZM248 169H249V167H248ZM193 171V170H192ZM195 172V171H194ZM221 172H222V174H221ZM221 172H218L219 173V176H218V174H217V176H216V174L214 175L215 177H213V175L211 176V179H212V177H213V179L211 180V181H213V183H212V185H210L211 186V188H213L214 189V186L215 185H220L221 186V188H219V189H221V190H223V187H225L226 186V184L225 183H227V181H228V184H227V186L229 185V187H231V188H233L232 186V184H231V182H229L230 180H231V178H230V180H226L225 178H229L228 177V173L229 172H227V170H222ZM242 172V171H241ZM250 172V171H249ZM231 173V172H230ZM248 173V172H247ZM253 173L251 174V175H253ZM94 174H96V173H94ZM79 175V174H78ZM147 175V174H146ZM160 175V174H159ZM220 175H222V177H223V179H225V181H224V183L221 181V180H223L222 178H221V176ZM241 175H243V174H241ZM88 176V175H87ZM93 176V175H92ZM120 176V175H119ZM149 176V175H148ZM147 176V177H148ZM204 176V175H203ZM230 176V175H229ZM234 176V175H233ZM233 176H231V177H233ZM79 177V176H78ZM81 177V176H80ZM94 177V176H93ZM97 177V176H96ZM121 177V176H120ZM119 177V178H120ZM144 177V176H143ZM147 177L145 178V179H143V181H144V183H143V181H141V179H140V177L138 176V179L141 181V183H143V184H147V182H145V180L147 179ZM150 177H152V176H150ZM156 177H157V175H156ZM163 177V176H162ZM162 177H159V178H162ZM166 177V176H165ZM248 177H250V175L248 176ZM261 177V176H260ZM76 178H77V175H76ZM121 178H123V177H121ZM120 178V180H123V179H121ZM127 178L128 177H126V180L125 181H127ZM153 178H154V175H153ZM158 178V177H157ZM167 178V177H166ZM199 178H201V177H199ZM247 178V177H246ZM251 178V177H250ZM249 178V179H250ZM252 178H253V176H252ZM251 178V179H252ZM264 176L261 178L262 179V181L261 182H263L264 181ZM149 180H151V178H148ZM155 179V178H154ZM163 180H164V178H162ZM203 179H204V177H203ZM233 179H234V177H233ZM236 179H238L237 177H236ZM250 179V180H251ZM259 179V178H258ZM78 180V179H77ZM119 180V182H121ZM167 180H170V179H168L167 178ZM172 180H174V179H172ZM235 180V179H234ZM249 180V184H250V182L251 183H254L253 181H254V179L252 180V181H250ZM257 180V179H256ZM124 181V180H123ZM147 181V180H146ZM160 181H161V179H160ZM200 181H202V180H200ZM222 182L223 184H225V186L224 185H222V184H220L219 182ZM128 182V181H127ZM126 182V183H127ZM151 182H152V180H151ZM166 182V181H165ZM125 183V184H126ZM148 183L150 184V185H152L149 181H148ZM159 182H155V185L156 184H158ZM162 183L163 184H165L163 181H162ZM161 183V184H162ZM169 183V182H168ZM218 183V184H217ZM230 183V184H229ZM239 183H241V182H238V184ZM120 185H121V183H119ZM175 184V183H174ZM203 184V183H202ZM210 184V183H209ZM249 184H248V186H249ZM255 184V183H254ZM254 184H251V185H253L254 186ZM260 184V183H259ZM258 184V185H259ZM118 186V187H121V186ZM130 185V183L129 184H126L125 186H126V188L128 187ZM168 185V184H167ZM169 185H170V183H169ZM172 185H173V183H172ZM230 185H232V186H230ZM250 185V186H251ZM132 185H130V187H131ZM158 186V185H157ZM157 186H156V188H157ZM166 186V185H165ZM223 186V187H222ZM227 186L225 187L226 188V191L227 192H230L229 190H227ZM235 186V189H238L239 187L237 186V185H234ZM249 186V187H250ZM253 186H251L250 188H249V190L248 189H246V187H247V183H246V187L244 188V190L246 189V191H243L242 190V192H243V194H246V192H247V190L249 191V192H247V194L246 195H250L251 196V198L250 199H253V195H255V192H256V197L257 198H259V199H253V202L255 203H253L252 202V200H248L250 203H252V204H254V206L253 205H251V204H249V207H247L246 206V204H245V207H246V209L244 208V210H242L241 211V209H239V207L237 208V207H235V209H237L236 210V212L237 213H235V217H236V215L237 216H239V220L237 219V217H236V219L238 220L237 222L234 220V222H236L235 224H233L232 223V225H234L231 229L233 230V232H232V230L231 229H229V230H231V231H229L230 232V235H231V232H232V235L234 234V231H235V229L237 230V231H241V230H244L245 229V224H246V219H247V217H250L251 215L250 214H253V216L252 217H254L253 219H255L254 221H260L261 220V218L263 219V222H264V202H263V200H264V197L262 196V194L264 193V189L262 188V187H260V190L259 191H257V190H255L254 189V187ZM263 186V185H262ZM129 187V188H130ZM147 187H149V185L147 186ZM154 187V186H153ZM199 187H201V186H199ZM219 187V186H218ZM238 187V188H237ZM259 187V186H258ZM258 187H256L255 186V188H258ZM99 188H101V187H99ZM99 188H98V190H99ZM117 188V187H116ZM124 188V186H122V189ZM126 188L124 189V190H126ZM151 188V187H150ZM155 188V187H154ZM155 188V189H156ZM164 188V187H163ZM177 188V187H176ZM176 188H174V191L176 192L179 188H177V190H175ZM208 189V191H210V190H212L211 191V193H216V192H218V191H216V189H214L215 191H213V189ZM248 188V187H247ZM118 189V188H117ZM122 189H120L121 191H118L117 193H119V192H121V193H119V196H118V194L116 195V198H119L121 195L120 194H122L123 196L126 194V196H127V193H124L123 194V192L124 191H122ZM128 189V188H127ZM170 189V188H169ZM200 189V188H199ZM202 189V188H201ZM235 189L233 188V192L235 193V194H237L238 192V190L235 192ZM251 189V190H250ZM262 189V190H261ZM98 190H97V195L96 196H94V197H97L96 199H97V203L99 204V203H101L100 201H102V204H101V206L103 205V202H104V200H102L101 198H103V195L106 193L105 191V193L102 195V189H100L99 190V193H98ZM115 190V189H114ZM119 190V189H118ZM130 190V189H129ZM149 190V189H148ZM225 190V189H224ZM223 190V191H224ZM252 190H254L255 192H253ZM117 191V190H116ZM115 191V192H116ZM153 191V190H152ZM151 191V192H152ZM154 191H156V190H154ZM166 191H168L167 189H166ZM170 191V190H169ZM174 191H172L173 193L172 194H174ZM220 191V190H219ZM261 191V192H260ZM262 191H263V193H262ZM114 192V193H115ZM128 192V191H127ZM133 192V191H132ZM136 192H138V191H136ZM145 192H147L146 190H145ZM149 192H150V190H149ZM150 192V193H151ZM171 192V191H170ZM199 192V191H198ZM202 192V193H201ZM200 193H201V196H203V198H204V195H205V192L203 193V191H201ZM261 193V198H262V200H260L261 198L259 197V196H257V194L258 195H260V193ZM148 193V192H147ZM146 193V194H147ZM156 193V192H155ZM154 193V194H155ZM167 193V192H166ZM234 193H226L227 195H228V197H230V194L231 195H233ZM251 193H253L252 195H251ZM132 194V193H131ZM133 194H135V192L133 193ZM142 194V193H141ZM144 194V193H143ZM167 194H170V193H167ZM197 194V193H196ZM235 194H234V196H235ZM242 194V195H243ZM66 195V194H65ZM111 195H113V193L111 194ZM136 195V194H135ZM152 195V194H151ZM156 195V194H155ZM200 195V194H199ZM113 196H115V194L113 195ZM113 196H110V197H112V198H108V199H110V200H112V199H114V197ZM123 196H121V198L123 197ZM133 196V195H132ZM132 196H129L128 195V198L127 199H130L129 197H131L132 198ZM137 196V195H136ZM201 196L200 197H198V198H201ZM215 196V195H214ZM224 196L225 197H227L225 194H224ZM233 196V197H234ZM108 197H109V195H108ZM125 197V196H124ZM145 197V196H144ZM154 198L156 197V196H153ZM152 196H151V198H153ZM242 197H244L245 199H246V196L244 195V196H242ZM249 197V196H248ZM106 198H107V196H106ZM134 198V197H133ZM145 198H147V195H146V197ZM150 198V199H151ZM235 198V197H234ZM99 199V200H98ZM101 199V200H100ZM104 199V198H103ZM134 199H136V198H134ZM157 199V198H156ZM233 199V198H232ZM241 199V198H240ZM243 199V198H242ZM64 200V199H63ZM107 200V199H106ZM124 200V199H123ZM125 200H126V198H125ZM132 200V199H131ZM130 200V201H131ZM137 200V199H136ZM139 200H142V198H140ZM145 200H147V199H145ZM153 201L155 200V199H152ZM152 200L151 201H149L150 202V204H151V202H152ZM158 200H159V198H158ZM200 200V199H199ZM229 200H230V198H229ZM256 200H260V201H257L256 202ZM62 201V200H61ZM121 201V200H120ZM127 201V200H126ZM125 201V202H126ZM129 201V200H128ZM148 201H146V202H148ZM201 201V200H200ZM204 202H205V199L203 200ZM203 201L202 202H200V205L202 206V204H203ZM234 201V200H233ZM245 201H247V200H245ZM247 201V202H248ZM64 202V201H63ZM131 202H133V201H131ZM137 203V205L139 204V202H137V201H134V203ZM155 202V201H154ZM154 202H152V204L154 203ZM259 202V203H258ZM260 202H262V203H260ZM61 203V202H60ZM105 203V202H104ZM110 203V202H109ZM122 203H124L123 201H122ZM136 203H135V206H136ZM141 203V202H140ZM158 204H159V202H157ZM202 203V204H201ZM56 202H54V203H52L51 205H50V208H53V210H54V208L55 207H57L56 206ZM97 204V205H98ZM127 204H131V203H129V202H126V204H124V205H127ZM143 204L145 205V202H143ZM142 204V205H143ZM149 204V203H148ZM149 204V205H150ZM154 204H156V202L154 203ZM248 204V203H247ZM256 204H260L259 205V207H258V209H257V206H256ZM262 204V205H261ZM96 205V204H95ZM96 205V206H97ZM117 205V207H118V204H116ZM115 205V206H116ZM119 205H120V202H119ZM244 205V204H243ZM109 206H110V204H109ZM131 206V205H130ZM198 207H199V205H197ZM201 206H200V208H201ZM203 206H205V205H203ZM251 206V207H250ZM256 206V207H255ZM261 206H262V211L260 210L261 209ZM102 207H104V205L102 206ZM125 207V206H124ZM123 207V208H124ZM127 207V210L126 209H124L125 211H129V210H134V209H128V205L126 206ZM125 207V208H126ZM155 207H157V205L155 206ZM197 207V208H198ZM252 207H254L255 209H257V211L258 210H260V211H255V209L254 208H252ZM94 208H95V206H94ZM99 209V208H101V207H96V209ZM109 208V207H108ZM118 208H121L120 206L118 207ZM122 208V209H123ZM133 208V207H132ZM135 208V207H134ZM199 208V209H200ZM206 208V207H205ZM103 209V208H102ZM101 209V210H102ZM110 210L108 211V212H110L111 210H112V207L111 208H109ZM121 209V210H122ZM135 209H137V208H135ZM108 210V209H107ZM123 210V211H124ZM202 210V209H201ZM200 210V211H201ZM205 210V209H204ZM95 211V210H94ZM99 211V210H98ZM103 211V210H102ZM102 211H100V212H98V213H96L97 212V210H96V214L95 215H97L96 217H93L94 216V214H92L93 216L92 217H88V219H90V221L87 219V220H85L84 221V219L83 220H81L80 218V220H77L76 221V219H75V223H71V227H67V228H65V229H63L64 231H66V229L68 230V231H70L71 233H72V235L74 236L75 235V237H77V238H83V236L84 235H81L80 236V234H82V233H80V232H82L83 231V229H84V227H83V229L81 228L82 227V221H84L85 222V225L88 223H90V225L92 224L91 223V220H92V222H95V223H97V225H99L98 223H102V219H103V217H104V213H101ZM135 211V210H134ZM200 211H198V212H200ZM113 212V211H112ZM202 213H203V211H201ZM206 212H208V211H206ZM205 212V213H206ZM255 212H256V214L257 213H259L260 212V217H259V214H255ZM261 212H262V214L263 215H261ZM102 214V217H101V215H98V214ZM125 213H128V212H125ZM201 213V214H202ZM228 214V213H227ZM250 215V216H249ZM99 216L101 217V218H99ZM222 216V215H221ZM227 216V215H226ZM224 217H225V213H224ZM223 216L221 217V219L222 218H224ZM251 217V218H252ZM93 218V219H92ZM101 219V221H99ZM94 220V221H93ZM138 220V219H137ZM217 220V219H216ZM225 220V219H224ZM80 221V222H79ZM89 221V222H88ZM215 221V220H214ZM73 222V221H72ZM128 222H130V221H128ZM127 222V223H128ZM174 222V221H173ZM218 222H220V221H217L216 223H214V225L215 224H217L216 225V228H218V226H219V224H218ZM261 222H262V220H261ZM94 223V224H95ZM212 223V224H213ZM87 224V226L89 227V225ZM70 225V224H69ZM96 225V226H97ZM104 225V224H103ZM169 225V224H168ZM214 225H213V227H214ZM231 225V226H232ZM87 226H86V228H87ZM106 226V225H105ZM103 226L104 227V229H103V231L105 232V230L108 228V226ZM223 226V224L221 223V226L220 227H222ZM226 226H228V225H226ZM98 227V226H97ZM100 228H101V230H102V228L103 227H101V226H99ZM212 227V226H211ZM219 227V229L221 230V228ZM225 227V226H224ZM229 227V226H228ZM255 226H253V228H254ZM264 227V226H263ZM215 228V229H216ZM244 228V229H243ZM154 229H156L157 230V228L156 227H154ZM154 229H151V230H154ZM212 229V228H211ZM248 229V228H247ZM263 230H262V232H264V228H262ZM63 230H62V232H63ZM86 230V229H85ZM148 230H150V229H148ZM173 230V229H172ZM217 230V229H216ZM227 230V227H226V229H225V231ZM254 230V229H253ZM253 230H248L249 232H252ZM124 231H125V229H124ZM213 231H214V229H213ZM213 231H211L210 230V233H209V235H211V232H213ZM223 232L224 234H221L222 233V230L221 231H219V233L221 234V235H227V234H225L226 232ZM62 232H56V235H57V233H60V235L61 234H64V233H62ZM85 232H87V231H85ZM84 232V233H85ZM97 232H99L98 234L97 233H95V232H91V235H89L88 233V235L86 236V234H85V239L86 240H88V241H91V242H89L90 243V246H92V247H90V248H87L86 247V245H85V252L87 253V250L88 251H90V250H95V251H99V250H101V246L102 245H105V243L104 244H102L103 243V238H104V234H106V233H108V231L106 232V233H103L102 231H100V230H98ZM102 232V233H101ZM168 232V231H167ZM206 232V231H205ZM242 232V231H241ZM257 232V231H256ZM256 232H253V234H255ZM83 233V234H84ZM94 233V234H93ZM169 233V232H168ZM219 233H218V230H217V232H214V235H213V233H212V235H213V237L215 238V235L217 234L218 235V237H220L219 236ZM79 234V235H78ZM97 234V235H96ZM207 234V233H206ZM229 234V233H228ZM241 234V233H240ZM128 235H129V233H128ZM130 235H132V234H130ZM163 235V234H162ZM190 235V239H191V237L194 235V234H192V233H189L188 234V236ZM208 235V236H209ZM58 236H59V234H58ZM171 236H173V235H171ZM105 237H106V235H105ZM128 237V236H127ZM131 237V236H130ZM162 237V236H161ZM164 237V236H163ZM176 237V236H175ZM217 237V236H216ZM77 238H76V240H77ZM194 238V240H195V237H193ZM168 239H170L169 237H168ZM88 241H85L86 243H88ZM94 243H93V242ZM105 242V241H104ZM92 243V244H91ZM152 245V244H151ZM150 245V246H151ZM200 245V244H199ZM155 246V245H154ZM89 247V246H88ZM103 247V246H102ZM153 247V246H152ZM152 247H151V249H152ZM185 247V246H184ZM87 248V249H86ZM100 248V249H99ZM154 248V247H153ZM192 248V247H191ZM188 249V250H193V249ZM194 249H195V247H193ZM98 249V250H97ZM93 250H92V252H93ZM112 251V250H111ZM141 251V250H140ZM100 252V251H99ZM95 253V252H94ZM96 254V256H100V255H97V254H99V253H95ZM100 254H101V252H100ZM149 254V253H148ZM108 255V254H107ZM141 254H139V256H140ZM151 255V254H150ZM112 255H109V257H111ZM144 256V255H143ZM107 257V256H106ZM108 257V258H109ZM140 257H142V256H140ZM145 257V256H144ZM151 257V256H150ZM168 257H169V259L171 260V259H173L171 256H169L168 255ZM175 257V256H174ZM139 258V257H138ZM137 258V259H138ZM147 258V257H146ZM145 258V260H147ZM153 258V257H152ZM101 259H106V260H104V262H103V264L107 261V258H101ZM142 260L144 259V258H141ZM155 259V258H154ZM157 259V258H156ZM156 259H155V261H156ZM169 259L167 258V260L169 261ZM100 260V259H99ZM102 260V261H103ZM136 260V259H135ZM141 260V261H142ZM158 260H160V259H158ZM187 260V259H186ZM185 259H184V261L186 262V263H188V261H186ZM50 261V260H49ZM136 261H139V260H136ZM154 261V260H153ZM155 261H154V263H155ZM163 261V260H162ZM161 261V262H162ZM175 261V260H174ZM176 261H177V259H176ZM100 261H96V263H95V261H92V263H91V260H89V261H87L86 260V262H85V264H98ZM109 262V261H108ZM131 262V261H130ZM165 262V261H164ZM167 262V261H166ZM179 262V261H178ZM54 263H56V262H54ZM139 263H142V264H153V263H151V261L149 260H147V262H144L143 263V261L142 262H139ZM44 264V263H43ZM50 264V263H49ZM51 264H53V263H51ZM100 264H102L101 262H100ZM106 264H109V263H106ZM131 264V263H130ZM158 264H159V262H158ZM161 264H163V263H161ZM166 264V263H165Z\"/></svg>",
  "mask_w": 264,
  "mask_h": 264
}]
</instances>
